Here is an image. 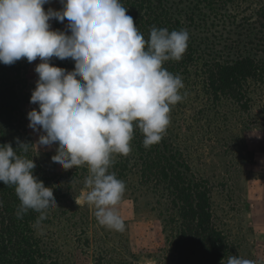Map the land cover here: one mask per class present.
<instances>
[{
  "label": "trees",
  "instance_id": "obj_1",
  "mask_svg": "<svg viewBox=\"0 0 264 264\" xmlns=\"http://www.w3.org/2000/svg\"><path fill=\"white\" fill-rule=\"evenodd\" d=\"M121 4L145 40L153 27L169 32L186 29L190 37L183 58L164 65L182 78L181 95L186 96L170 106V125L162 140L146 149L143 134L134 127L132 151L114 156L110 169L124 181L125 194L134 202L146 199L160 226L162 245L149 251L148 258L157 264H220L223 259L227 264L228 256L239 255L264 264L255 247L217 213L214 182L195 171L191 160L201 148H224L229 141L223 138L233 134V122L239 132L264 127V112L254 113L264 104V0H121ZM64 26L55 22V30L67 31ZM51 63L68 71L75 67L70 58H52ZM29 65L26 58L10 66L0 63V144L11 142L14 150L17 137L33 144L26 129ZM185 134L197 143L184 141ZM18 154L34 159V175L53 188L58 207L48 209L47 218L39 223L40 214L34 210L18 219L15 187L0 182V264H64L58 240L71 238L90 246L91 235L96 238L105 230L90 210L75 202L86 189L87 167L54 174L38 161L34 148ZM105 255L100 252L99 260L105 261Z\"/></svg>",
  "mask_w": 264,
  "mask_h": 264
},
{
  "label": "clouds",
  "instance_id": "obj_2",
  "mask_svg": "<svg viewBox=\"0 0 264 264\" xmlns=\"http://www.w3.org/2000/svg\"><path fill=\"white\" fill-rule=\"evenodd\" d=\"M49 3L0 0V63L41 61L30 100L38 108L27 115L38 140L32 144L17 137L16 150L11 142L0 144V182L15 187L18 219L34 210L40 214L37 223L45 220L47 210L58 207L53 188L34 175V159L18 152L58 144L53 163L65 171L87 167V191L76 204L94 209L101 226L124 232L120 205L126 185L110 171L114 156L130 154L134 127L146 149L162 140L170 106L186 96L182 78L164 65L183 58L189 32L153 27L145 40L121 0H60L61 10L45 11ZM53 20H67V31L52 30ZM52 58H70L74 70L53 66ZM226 259L227 264H256L239 255Z\"/></svg>",
  "mask_w": 264,
  "mask_h": 264
},
{
  "label": "rangeland",
  "instance_id": "obj_3",
  "mask_svg": "<svg viewBox=\"0 0 264 264\" xmlns=\"http://www.w3.org/2000/svg\"><path fill=\"white\" fill-rule=\"evenodd\" d=\"M48 8L61 10L60 0H51V3L44 5L45 11ZM55 22L57 20L50 21L52 30H55ZM65 23H62L64 27L67 24ZM40 62L37 58L30 63L26 71L31 94L38 80L35 67ZM33 108H38V105L29 102L27 115ZM262 111L264 112V104L254 108L256 114ZM29 123L27 118L26 129L34 144L38 140V134L28 127ZM233 123L230 128L233 134L223 138V141H229L228 144L213 151L201 148L198 153L192 155V166L195 171L205 174L214 182L217 213L226 220L236 235L245 239L248 245L255 247L257 257L264 262V127L260 125L252 130L239 132L236 130L237 122ZM182 138L190 145L197 143L196 139L188 134L182 135ZM56 147L58 144L51 150L34 149L38 161L48 172L60 174L64 169L51 160L56 154ZM86 191L87 189H83L78 198ZM131 198L124 194L120 205V212L126 224L124 232L105 228L103 232L96 234V238L91 235L90 246L84 243L79 245L71 238L58 240V246L61 245V251L64 253L63 263L157 264L155 260L148 258L147 253L156 251L162 245L160 226L154 222V216L149 212L150 207L146 206L145 198H139L137 203ZM81 205L90 210L95 217L94 209L86 203ZM79 251L82 253L81 257H77ZM100 252L106 253L105 261L99 260ZM133 255H138V260H135Z\"/></svg>",
  "mask_w": 264,
  "mask_h": 264
}]
</instances>
